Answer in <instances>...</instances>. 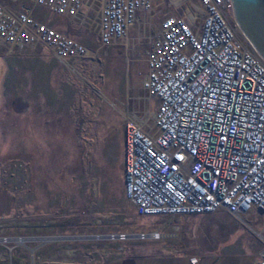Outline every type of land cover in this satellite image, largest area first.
<instances>
[{"label":"rangeland","instance_id":"374dc122","mask_svg":"<svg viewBox=\"0 0 264 264\" xmlns=\"http://www.w3.org/2000/svg\"><path fill=\"white\" fill-rule=\"evenodd\" d=\"M153 6L139 14L126 40L71 70L45 48L0 49V264H255L264 213L243 216L249 229L222 211L178 220L140 217L125 198V121L133 112L148 119L147 109L156 106L142 89L146 38L159 33L167 15L199 8L196 0ZM37 13L96 49L93 28L41 8ZM79 235L145 238L38 248L41 242L24 248L3 241ZM28 249H35L33 256Z\"/></svg>","mask_w":264,"mask_h":264},{"label":"built area","instance_id":"2783aa9c","mask_svg":"<svg viewBox=\"0 0 264 264\" xmlns=\"http://www.w3.org/2000/svg\"><path fill=\"white\" fill-rule=\"evenodd\" d=\"M102 1L0 0V49L45 48L71 70L126 40L156 2ZM196 1L199 8L167 15L146 38L142 89L156 106L148 119L133 112L125 121V198L140 217L222 211L251 229L243 216L264 213V61L236 25L231 0ZM37 8L93 28L96 49L57 30ZM260 238L255 264H264Z\"/></svg>","mask_w":264,"mask_h":264},{"label":"water","instance_id":"95a60500","mask_svg":"<svg viewBox=\"0 0 264 264\" xmlns=\"http://www.w3.org/2000/svg\"><path fill=\"white\" fill-rule=\"evenodd\" d=\"M233 19L241 33L249 40L258 56L264 61V0H231ZM145 235H79V236H58V237H40L49 238L54 241H93L108 239H137ZM147 236V235H146ZM15 239H24L36 241L39 237L33 238H9L3 241L14 242ZM42 245L39 244L38 247ZM33 256L35 249H28ZM33 264V260L31 262Z\"/></svg>","mask_w":264,"mask_h":264},{"label":"bare ground","instance_id":"6f19581e","mask_svg":"<svg viewBox=\"0 0 264 264\" xmlns=\"http://www.w3.org/2000/svg\"><path fill=\"white\" fill-rule=\"evenodd\" d=\"M148 237H150V236L148 235ZM141 238L144 239L145 237L143 236ZM14 242H16V244H18L21 247L27 248L26 245L29 242H41L42 244H46V243L50 242V239L49 238H39V239H36V241H29V240H24V239H15Z\"/></svg>","mask_w":264,"mask_h":264},{"label":"trees","instance_id":"16d2710c","mask_svg":"<svg viewBox=\"0 0 264 264\" xmlns=\"http://www.w3.org/2000/svg\"><path fill=\"white\" fill-rule=\"evenodd\" d=\"M40 18L45 19V16H40Z\"/></svg>","mask_w":264,"mask_h":264},{"label":"crops","instance_id":"0c3cea01","mask_svg":"<svg viewBox=\"0 0 264 264\" xmlns=\"http://www.w3.org/2000/svg\"><path fill=\"white\" fill-rule=\"evenodd\" d=\"M190 259H191V258H190ZM190 259H189V260H190Z\"/></svg>","mask_w":264,"mask_h":264}]
</instances>
